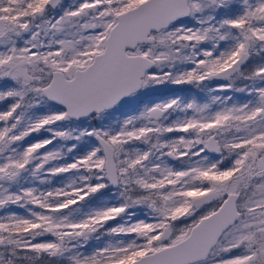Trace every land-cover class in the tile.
<instances>
[{
  "label": "snow or ice",
  "instance_id": "obj_1",
  "mask_svg": "<svg viewBox=\"0 0 264 264\" xmlns=\"http://www.w3.org/2000/svg\"><path fill=\"white\" fill-rule=\"evenodd\" d=\"M0 264H264V0H0Z\"/></svg>",
  "mask_w": 264,
  "mask_h": 264
}]
</instances>
